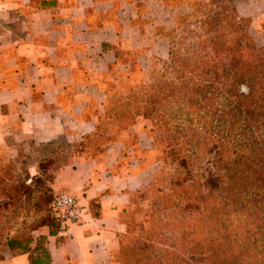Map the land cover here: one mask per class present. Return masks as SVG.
Masks as SVG:
<instances>
[{
  "label": "trees",
  "instance_id": "1",
  "mask_svg": "<svg viewBox=\"0 0 264 264\" xmlns=\"http://www.w3.org/2000/svg\"><path fill=\"white\" fill-rule=\"evenodd\" d=\"M223 1L225 7L196 15L209 26L202 40L185 51L180 45V53L168 48L165 75L104 110L92 135L83 137L79 149L99 154L137 120L159 131L152 145L160 148L157 162L169 174L167 193L153 205L160 214L156 224L174 238L158 247L150 217L148 234L120 247L122 264H192L187 257L195 255V264H264V47H254L247 21ZM54 142L39 144L57 152L53 161L44 160L53 167L49 174L29 177L20 169L23 181L12 184L14 166L0 162L1 256L30 253L32 264H49L37 228L46 226L49 235L59 230L49 187L66 158L81 152ZM154 182L151 177L138 192L153 193ZM14 204L20 212L12 221L7 208Z\"/></svg>",
  "mask_w": 264,
  "mask_h": 264
},
{
  "label": "crops",
  "instance_id": "2",
  "mask_svg": "<svg viewBox=\"0 0 264 264\" xmlns=\"http://www.w3.org/2000/svg\"><path fill=\"white\" fill-rule=\"evenodd\" d=\"M140 1L0 0L1 163L28 143L61 139L70 149L81 148L103 112L107 83H116L124 69L117 49L134 30L130 24ZM243 6L252 9L246 13L252 22L264 15V0L236 2L239 10ZM124 135L102 153L70 154L54 173L52 190L72 194L82 212L76 224L54 235L46 227L38 230L49 264H110L116 236L124 230L121 216L150 176L140 169L141 160L132 159ZM31 257L8 251L0 264H32Z\"/></svg>",
  "mask_w": 264,
  "mask_h": 264
},
{
  "label": "rangeland",
  "instance_id": "3",
  "mask_svg": "<svg viewBox=\"0 0 264 264\" xmlns=\"http://www.w3.org/2000/svg\"><path fill=\"white\" fill-rule=\"evenodd\" d=\"M237 1L243 0H230L237 16L247 21L245 24H247V34L250 41L256 48L264 47V15L259 17L258 20L254 18L252 22L251 17H248V14H246L249 12L253 14L252 9L247 11L248 9L243 6V10H239L238 7H236ZM197 4L200 6L195 9V5ZM222 4H226L225 1L142 0L135 4L136 14L134 21L130 24L134 30L133 32L130 31V33L126 32L124 34V37L120 41V46L117 49V63L124 66V69H121L119 72L115 80L116 83H107L105 87L107 99L104 103L103 111H106L117 101L122 102L124 97L130 94L131 91H136L140 85L149 84V82L152 83L153 80H159L165 75L167 49L170 48L173 52L180 53V45H183L185 51V47L188 44H196L197 41L202 40L203 32L206 33L209 26L203 24V17L197 16L207 13L208 9L218 10L216 8L223 7L224 5ZM192 9L197 10V12H194V10L192 11ZM181 26H183V30ZM101 117L102 115L99 114L98 118ZM95 123L96 121L94 124ZM141 132L144 134L135 136V134ZM124 133H126V135H124L126 139L123 141V144L131 150L132 159L141 160L139 162L141 163V165H139L140 169L149 170L147 173L150 175L149 182L151 177H154L155 186L153 193L149 192V190L141 191V193L136 192L133 197L132 206L126 209L127 211L121 216L124 223V230L116 236L115 246L110 253V264H122L124 259L120 254V247L132 242L134 239L141 240L148 234L150 229V217H152L155 222H153L154 227L150 230L153 235L151 240L156 243L158 247H164L165 245L164 248H166V245L169 246L174 238V234L163 229L161 226L162 222L156 224L160 214L153 205L156 196L167 193V185L164 178L169 174L167 169L163 168L161 170L157 162L161 155L160 148L157 145H152V139H158L159 131L154 130L148 120H137L134 124L119 132L116 140ZM143 140L146 143L143 144ZM139 141L140 145H138ZM83 142H85L84 138ZM62 143L61 139H56L54 142L55 145ZM148 143L149 145L147 148L146 146ZM143 146L146 147L144 149H147L146 151L139 150V148H143ZM77 149L79 148L77 147ZM79 151L82 152L85 150L79 149ZM56 153L57 152L53 150V145L44 146L28 143L23 146L22 149L19 148L16 157L13 158L12 161H8L14 166L12 167V174L18 175V178H11L12 184L22 180L20 169L26 168L29 177L38 176L39 174L40 176L49 174L53 167L47 165V162L44 160L49 159L53 161ZM39 159L41 160L40 163ZM160 179L164 180L159 181ZM24 184H30V180H24ZM49 188L51 195H55L56 193L52 190L51 185ZM12 207L13 209H11ZM12 207H9L10 209L7 208V211L11 220L15 221L17 220L16 216L20 212V209L18 205L15 204L12 205ZM9 217L7 220L10 219ZM3 225L4 220L0 219V226ZM41 227L46 226L38 227L37 233ZM4 233L5 230L0 235ZM198 259L196 255L187 257V260L192 264H195Z\"/></svg>",
  "mask_w": 264,
  "mask_h": 264
},
{
  "label": "built area",
  "instance_id": "4",
  "mask_svg": "<svg viewBox=\"0 0 264 264\" xmlns=\"http://www.w3.org/2000/svg\"><path fill=\"white\" fill-rule=\"evenodd\" d=\"M49 208L51 217L58 223L59 229L76 224L82 212L76 198L66 192L55 194Z\"/></svg>",
  "mask_w": 264,
  "mask_h": 264
}]
</instances>
